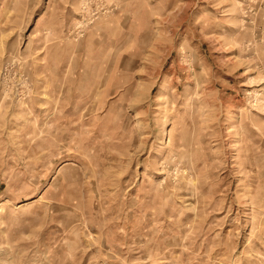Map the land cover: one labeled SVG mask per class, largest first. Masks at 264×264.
<instances>
[{
  "label": "rangeland",
  "instance_id": "obj_1",
  "mask_svg": "<svg viewBox=\"0 0 264 264\" xmlns=\"http://www.w3.org/2000/svg\"><path fill=\"white\" fill-rule=\"evenodd\" d=\"M0 264H264V0H0Z\"/></svg>",
  "mask_w": 264,
  "mask_h": 264
}]
</instances>
